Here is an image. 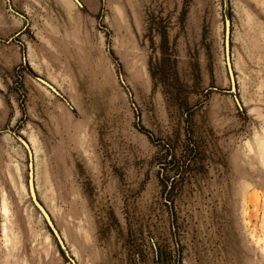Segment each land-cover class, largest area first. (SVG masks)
<instances>
[{"label":"rangeland","instance_id":"374dc122","mask_svg":"<svg viewBox=\"0 0 264 264\" xmlns=\"http://www.w3.org/2000/svg\"><path fill=\"white\" fill-rule=\"evenodd\" d=\"M78 1L0 0V264H71L17 137L76 264H264V0Z\"/></svg>","mask_w":264,"mask_h":264},{"label":"water","instance_id":"95a60500","mask_svg":"<svg viewBox=\"0 0 264 264\" xmlns=\"http://www.w3.org/2000/svg\"><path fill=\"white\" fill-rule=\"evenodd\" d=\"M78 5H80L78 0H74ZM229 21L226 22V37H225V58H226V67L230 79V86H231V91L232 93H235L236 91V81L234 77V72L232 68V63H231V58H230V47H229ZM38 82L46 86L49 90H51L56 96L64 99L62 95L59 93V91L49 82L45 81L42 78L37 77ZM236 103L239 108H241L239 101L237 98L235 99ZM64 101L68 104V102L64 99ZM17 139L20 141L22 146L25 148L27 155H28V178H27V188H28V193L30 196V199L35 206V208L40 212L41 216L44 218L47 226L51 230L53 236L55 237L58 245L60 248L63 250L66 258L71 262V264H76V262L69 256V253L67 252L64 242L62 238L60 237L58 231L54 227L52 220L48 214V212L45 210V208L42 206V204L38 201L37 196H36V187H35V177H34V164H33V153L32 149L29 145V143L24 140L21 137H17Z\"/></svg>","mask_w":264,"mask_h":264},{"label":"bare ground","instance_id":"6f19581e","mask_svg":"<svg viewBox=\"0 0 264 264\" xmlns=\"http://www.w3.org/2000/svg\"><path fill=\"white\" fill-rule=\"evenodd\" d=\"M3 211L5 214H8V207H7L6 201H4V203H3Z\"/></svg>","mask_w":264,"mask_h":264}]
</instances>
